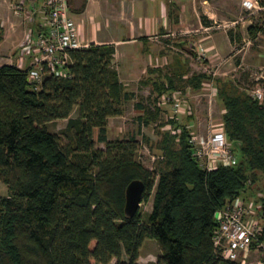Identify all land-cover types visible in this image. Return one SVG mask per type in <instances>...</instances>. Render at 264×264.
I'll list each match as a JSON object with an SVG mask.
<instances>
[{
  "label": "trees",
  "instance_id": "trees-1",
  "mask_svg": "<svg viewBox=\"0 0 264 264\" xmlns=\"http://www.w3.org/2000/svg\"><path fill=\"white\" fill-rule=\"evenodd\" d=\"M258 29L247 27L252 35ZM114 51L95 43L71 49V76L45 75L39 83L27 80L28 68L0 65V181L8 191L0 196V264H108L113 258L138 264L146 238L160 249L148 264H236L213 249V213L264 182V105L238 81L216 78L221 125L236 163L201 168L191 156V133L179 124L161 131L160 157L150 169L136 157L135 135L107 139L108 119L122 115L133 97L118 79ZM180 68L179 60L168 72L148 68L158 72L147 80L152 91L178 89L180 80L195 90L209 77L183 79L188 70ZM156 116L145 107L139 120L148 124ZM59 119L64 126L51 131ZM94 129L104 148L96 147ZM134 179L144 183L140 202L151 197L144 218L139 207L131 217L124 212L125 189Z\"/></svg>",
  "mask_w": 264,
  "mask_h": 264
},
{
  "label": "rangeland",
  "instance_id": "rangeland-1",
  "mask_svg": "<svg viewBox=\"0 0 264 264\" xmlns=\"http://www.w3.org/2000/svg\"><path fill=\"white\" fill-rule=\"evenodd\" d=\"M17 1L19 0H7L2 3L3 10L10 13V20L12 18L15 19L10 3ZM242 1L206 0L207 3L203 4L202 0H195L193 1L195 13H189L188 2L183 1L185 3L183 6L184 12L187 15L184 16L185 26L182 27V30L191 29V33L186 37L181 36L176 39L177 42L173 44L176 47L175 49L162 43L151 42V44L156 47L161 56L166 57L167 61H171L173 56L177 55L182 62L186 63L190 72L198 73L205 69H207V72L217 71L221 76L238 81L246 92L256 84H264V11L262 13H250L243 6ZM26 5L24 3V6ZM39 6L40 1L36 0L35 8L38 9ZM208 16H211L212 19L210 20L215 21L214 25L221 24L222 27L211 32L208 30V33L201 29L202 26L197 21L201 17L208 18ZM35 19H37V16H34V21ZM17 20V23L23 28L26 25L32 26L31 22H22L19 18ZM248 26H259V29L252 35L247 31ZM215 33L222 35L229 42L220 41L221 58L215 57L214 60L210 61L206 57L207 53L203 56L196 55V51L193 48L199 45L205 47L211 44L212 39L216 35ZM226 34H230L231 42ZM13 51L14 49L5 54H1L3 53L1 51L0 63L4 61L1 57L9 58L14 56ZM163 66V69L166 68L165 65ZM124 82H126V88L132 91L134 96L124 104L122 115L108 119L107 139H124L135 135L138 141L136 157L140 156L141 162L150 169L155 166L150 156L154 155L156 157L160 155L155 142L160 138L161 131L168 128H176L180 124L189 129L191 135H195L197 133H205L210 127L221 124L223 106L216 96L211 98L207 95L209 91L207 84H205V88L202 91H196L190 90L188 86L186 87L182 80L178 81V89L184 90L185 88V91L188 92L189 90V92L187 94L184 93L185 91L183 94H181L182 92L179 93L180 91L177 92L179 96L183 97V102L178 112H174L167 100L161 103L157 100L155 101L156 93L152 91L150 85L141 84L140 80H124ZM136 104H141L150 110H152V106L154 107V105L158 104L160 113L156 116V121L140 127L136 115ZM74 114L75 112L72 115ZM170 120H174V122L171 123ZM65 122V119H59L50 123L49 128L55 132L62 128ZM93 138L96 141L97 129L93 131ZM95 144L98 148L105 147L104 143L96 141ZM7 193L6 185L0 181V196H5ZM243 196L247 202L251 201V199L262 200L264 198V182L253 185L251 188L246 187L243 191ZM138 207L142 213V218H144L145 213L151 209V197L147 201L140 202ZM159 255L160 249L155 240L146 238L140 247L137 263L148 264L149 262H154ZM122 259H126L125 255H122ZM114 262L115 259L113 258L108 264H114ZM90 264L97 263L91 261Z\"/></svg>",
  "mask_w": 264,
  "mask_h": 264
},
{
  "label": "built area",
  "instance_id": "built-area-1",
  "mask_svg": "<svg viewBox=\"0 0 264 264\" xmlns=\"http://www.w3.org/2000/svg\"><path fill=\"white\" fill-rule=\"evenodd\" d=\"M35 1L29 0L26 6L24 0L10 3L16 17L22 22L32 23V26H25L21 46V53L32 56L27 67V80L39 83L45 75L69 78L68 51L88 45L80 42V28L72 16L71 0H39L38 9L35 8ZM242 4L250 13L264 11V0H243ZM34 16H40L36 26L33 25ZM185 33L186 31L179 30V34ZM171 34L175 35V32ZM204 51V48L198 47V55L203 56ZM206 84L209 90L207 95L211 98L216 96L214 78ZM247 93L258 104L264 105V84H256ZM164 100L171 104L174 112H178L183 97L175 92L159 98L160 102ZM188 142L192 158L204 170L236 163L233 141L227 138L221 124L210 127L205 133L191 135ZM150 157L154 162L160 156ZM137 159L140 160V156ZM213 216L216 227L212 234V245L218 257L236 264H264L263 199H251L247 202L242 191L215 210Z\"/></svg>",
  "mask_w": 264,
  "mask_h": 264
},
{
  "label": "crops",
  "instance_id": "crops-1",
  "mask_svg": "<svg viewBox=\"0 0 264 264\" xmlns=\"http://www.w3.org/2000/svg\"><path fill=\"white\" fill-rule=\"evenodd\" d=\"M6 1L0 0V53L1 51L3 52L1 54L9 53L14 49V56L9 58L1 57L4 61L0 65L14 63L18 67L25 69L29 66L32 59L31 55L21 53L25 27L23 28L17 23L18 17L15 14H13L15 19L12 18L10 20V13H7L2 8V3ZM24 1L25 3H29V0ZM183 1L188 2L189 13H195L193 9V1L195 0H71V3L72 16L80 28V42L83 44L113 45L115 51L112 64L117 72L119 81L126 87L124 80H140L141 84L150 85L147 80L155 78L158 72L148 73V68H157L161 69L162 72H168L171 71L172 65L176 60H179L180 67L183 68L179 69L182 73L185 69L188 70V72L183 73V79L194 73L190 72L186 63L182 62L177 55H174L171 61H167L166 57L161 56L156 47L151 44V42L162 43L175 49L176 47L173 44L177 42L176 39L181 36L186 37L191 33L192 30L187 29L184 30L186 31L185 34H179V30H182V27L185 26L184 16L187 15L184 12L183 6L185 3ZM202 3L205 4L207 2L206 0H202ZM201 18L197 23L207 33L222 27L221 24L214 25L215 21L210 20L212 19L211 16H208V18L203 17L207 23H203ZM37 21L38 16L33 25L36 26ZM178 28L180 29L178 30ZM173 32H175V35L171 34ZM215 34L211 44L205 47L199 45L204 48V55L207 53L206 57L210 61L214 60L215 57L221 58L222 54L219 48L221 40L229 43L222 35ZM226 35L231 42V38H229L230 34ZM199 46L193 48L196 51V55L198 54ZM163 65L166 68L163 69ZM198 73H205L209 77L202 80L200 88L195 89L196 91H202L207 81L211 78H214V80L216 78H229L221 76L217 71L207 72V69ZM179 91L183 93L185 88L184 90H169L162 95H156L155 101L160 102V97ZM144 110L145 106L141 104L136 105V115L140 127L149 124H145L143 120H139V116L144 115ZM152 111H156L157 115L160 113L158 104L154 105V107L152 106Z\"/></svg>",
  "mask_w": 264,
  "mask_h": 264
},
{
  "label": "water",
  "instance_id": "water-1",
  "mask_svg": "<svg viewBox=\"0 0 264 264\" xmlns=\"http://www.w3.org/2000/svg\"><path fill=\"white\" fill-rule=\"evenodd\" d=\"M144 183L139 179H134L128 183L125 189L124 212L126 216H133L140 205L141 194Z\"/></svg>",
  "mask_w": 264,
  "mask_h": 264
}]
</instances>
